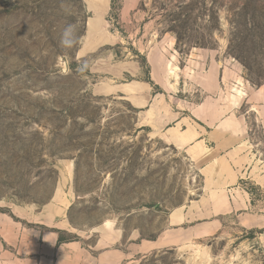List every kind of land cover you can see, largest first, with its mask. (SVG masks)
<instances>
[{
    "label": "rangeland",
    "instance_id": "obj_1",
    "mask_svg": "<svg viewBox=\"0 0 264 264\" xmlns=\"http://www.w3.org/2000/svg\"><path fill=\"white\" fill-rule=\"evenodd\" d=\"M90 3L0 0V213L61 194L68 241L92 245L111 223L126 242L181 241L128 264H264V0H116L95 33L105 15ZM69 24L77 42L62 48ZM136 81L170 120L118 93ZM202 111L257 155L235 186L195 167L182 128H209Z\"/></svg>",
    "mask_w": 264,
    "mask_h": 264
},
{
    "label": "crops",
    "instance_id": "obj_2",
    "mask_svg": "<svg viewBox=\"0 0 264 264\" xmlns=\"http://www.w3.org/2000/svg\"><path fill=\"white\" fill-rule=\"evenodd\" d=\"M92 5V6H91ZM93 8L102 7V16L91 24V32L101 30L106 23V16L112 10V0H103L96 4L91 0ZM153 74L156 63L149 59ZM165 69V62L161 64ZM136 63L125 61L117 64V76H133ZM203 76V75H202ZM201 76V78H203ZM215 74L207 76L206 83L214 84ZM165 77L163 78V80ZM165 81V80H164ZM153 86L147 82H130L117 90L135 107L144 110L145 114L164 118L166 109L160 104V98L152 95ZM207 108V103L202 106ZM204 112V111H202ZM196 118L206 123L209 128L192 127L183 129V135L190 141V152L193 154L195 167L206 175L216 187L235 186L247 171L257 165L247 134L238 129H230L224 123L218 128H210L216 120L209 112H196ZM180 125H184V121ZM228 127V128H227ZM254 169V168H253ZM253 172V170H252ZM256 173V172H253ZM67 198L58 194L54 201L42 209H19L13 216L0 213V264H128L136 257H144L154 251L174 247L181 241L174 240L172 235H160L154 240L142 239L124 241V232L117 225L104 224L97 231L96 242L89 245L82 241L60 242V235L66 229ZM174 214L173 218H179Z\"/></svg>",
    "mask_w": 264,
    "mask_h": 264
},
{
    "label": "clouds",
    "instance_id": "obj_3",
    "mask_svg": "<svg viewBox=\"0 0 264 264\" xmlns=\"http://www.w3.org/2000/svg\"><path fill=\"white\" fill-rule=\"evenodd\" d=\"M71 37V39L69 38ZM77 42L75 36V26L72 24L67 25L60 37V46L62 48H71Z\"/></svg>",
    "mask_w": 264,
    "mask_h": 264
},
{
    "label": "trees",
    "instance_id": "obj_4",
    "mask_svg": "<svg viewBox=\"0 0 264 264\" xmlns=\"http://www.w3.org/2000/svg\"><path fill=\"white\" fill-rule=\"evenodd\" d=\"M115 1H116V0H112V4H113V5H114ZM151 84H152V82H151ZM68 240H69V239H67V238H65V237H63V236L60 237V242H64V241H68Z\"/></svg>",
    "mask_w": 264,
    "mask_h": 264
},
{
    "label": "bare ground",
    "instance_id": "obj_5",
    "mask_svg": "<svg viewBox=\"0 0 264 264\" xmlns=\"http://www.w3.org/2000/svg\"><path fill=\"white\" fill-rule=\"evenodd\" d=\"M96 4H100L103 0H93Z\"/></svg>",
    "mask_w": 264,
    "mask_h": 264
}]
</instances>
